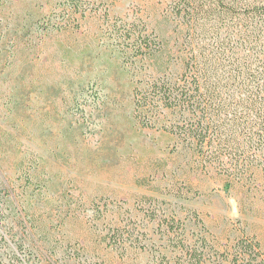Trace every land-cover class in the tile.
Segmentation results:
<instances>
[{
    "label": "rangeland",
    "instance_id": "1",
    "mask_svg": "<svg viewBox=\"0 0 264 264\" xmlns=\"http://www.w3.org/2000/svg\"><path fill=\"white\" fill-rule=\"evenodd\" d=\"M174 1L0 0V264H177L184 237L264 260V172L183 179L184 151L136 112L132 36H171Z\"/></svg>",
    "mask_w": 264,
    "mask_h": 264
},
{
    "label": "trees",
    "instance_id": "2",
    "mask_svg": "<svg viewBox=\"0 0 264 264\" xmlns=\"http://www.w3.org/2000/svg\"><path fill=\"white\" fill-rule=\"evenodd\" d=\"M174 2L171 36L155 46L146 36H132L146 64L144 80L133 89L142 126L176 140L184 151L183 179L193 167H214L228 188L254 185L264 172V0ZM178 245L177 264L229 262L209 261L188 238ZM250 261L264 264L255 256Z\"/></svg>",
    "mask_w": 264,
    "mask_h": 264
}]
</instances>
